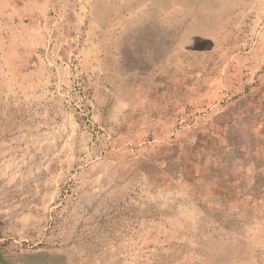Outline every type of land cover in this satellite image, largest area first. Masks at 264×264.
<instances>
[{
    "label": "rangeland",
    "instance_id": "obj_1",
    "mask_svg": "<svg viewBox=\"0 0 264 264\" xmlns=\"http://www.w3.org/2000/svg\"><path fill=\"white\" fill-rule=\"evenodd\" d=\"M0 264H264V0H0Z\"/></svg>",
    "mask_w": 264,
    "mask_h": 264
}]
</instances>
